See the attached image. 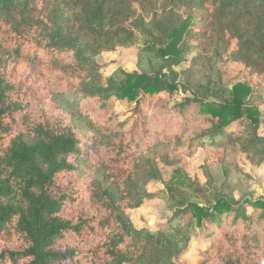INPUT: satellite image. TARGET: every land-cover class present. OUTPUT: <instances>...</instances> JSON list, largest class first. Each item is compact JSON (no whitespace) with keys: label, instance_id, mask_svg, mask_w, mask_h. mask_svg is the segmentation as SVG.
Segmentation results:
<instances>
[{"label":"trees","instance_id":"obj_1","mask_svg":"<svg viewBox=\"0 0 264 264\" xmlns=\"http://www.w3.org/2000/svg\"><path fill=\"white\" fill-rule=\"evenodd\" d=\"M117 47L138 71L104 77ZM262 126L264 0H0V264H181L193 229L196 264H264V191L235 160L264 164ZM200 147L222 150L220 184L176 166ZM153 198L167 226L135 229Z\"/></svg>","mask_w":264,"mask_h":264},{"label":"rangeland","instance_id":"obj_2","mask_svg":"<svg viewBox=\"0 0 264 264\" xmlns=\"http://www.w3.org/2000/svg\"><path fill=\"white\" fill-rule=\"evenodd\" d=\"M197 21L200 23H198V26L194 27L195 29L193 32L196 33L195 35L198 37V41H193L194 44L190 41L189 44H187V50L183 54L185 58L184 63L175 67V70L178 72L188 69L201 53V48L198 50L195 47H191V45H199L201 41L200 35L198 34L201 27L199 16L197 17ZM137 50L136 47L128 49L117 47L113 52L100 54L96 60L100 65V71L103 76L107 77L117 69H122L129 73L138 71L136 66ZM205 54L206 52H203L202 59L197 63L199 67L201 63H205L206 61ZM182 77L181 79H183ZM183 97H185L183 94L178 93L175 96V101L180 102ZM68 102L71 103V101ZM260 134L264 135L263 126L260 128ZM180 155V158L175 161V164L183 168L192 180L198 181L201 184L205 183V174L201 169V166H205L210 168V173L215 177L217 184L221 183V170L215 165L223 159V152L221 149L200 147L193 156L186 157L183 154ZM235 160L236 170L249 177L247 179L242 177L241 185L246 187L248 191L253 192L254 198L261 197L264 191V164L254 165L248 161L246 156L239 154L236 156ZM82 171H85L84 168ZM161 189L162 186L157 182L147 185V191L153 194ZM126 214L135 229L154 232L161 231L165 228L171 217V213L166 209L164 202L157 198L143 201L140 207L126 210ZM184 221L186 222L187 220ZM218 239L217 237L216 240ZM211 244L212 241L210 239L202 238L200 234L193 229L191 231V239L188 247L179 255L177 261L181 264H196L200 259L199 254L206 251Z\"/></svg>","mask_w":264,"mask_h":264}]
</instances>
